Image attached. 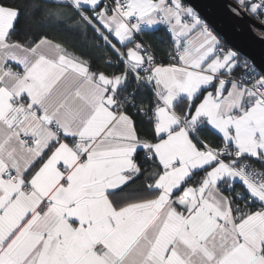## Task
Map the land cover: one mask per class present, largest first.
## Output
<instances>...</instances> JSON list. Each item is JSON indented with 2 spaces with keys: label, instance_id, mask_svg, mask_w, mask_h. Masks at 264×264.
I'll return each instance as SVG.
<instances>
[{
  "label": "snow or ice",
  "instance_id": "obj_1",
  "mask_svg": "<svg viewBox=\"0 0 264 264\" xmlns=\"http://www.w3.org/2000/svg\"><path fill=\"white\" fill-rule=\"evenodd\" d=\"M0 264H264V62L185 0H0Z\"/></svg>",
  "mask_w": 264,
  "mask_h": 264
},
{
  "label": "water",
  "instance_id": "obj_2",
  "mask_svg": "<svg viewBox=\"0 0 264 264\" xmlns=\"http://www.w3.org/2000/svg\"><path fill=\"white\" fill-rule=\"evenodd\" d=\"M191 4L220 36L228 47L252 57L257 63L264 62V40L248 27L246 20L237 19L228 10L232 0H185Z\"/></svg>",
  "mask_w": 264,
  "mask_h": 264
},
{
  "label": "trees",
  "instance_id": "obj_3",
  "mask_svg": "<svg viewBox=\"0 0 264 264\" xmlns=\"http://www.w3.org/2000/svg\"><path fill=\"white\" fill-rule=\"evenodd\" d=\"M157 34H159V33H157ZM218 37H220V36H218ZM221 38V37H220ZM222 39V38H221ZM222 41H223V44H224V46L226 47V48H228V45L224 42V40L222 39ZM97 65L94 63V65H93V67H96ZM104 70H106V71H111V69H104ZM214 142L216 143V144H218L219 143V138H214Z\"/></svg>",
  "mask_w": 264,
  "mask_h": 264
},
{
  "label": "crops",
  "instance_id": "obj_4",
  "mask_svg": "<svg viewBox=\"0 0 264 264\" xmlns=\"http://www.w3.org/2000/svg\"><path fill=\"white\" fill-rule=\"evenodd\" d=\"M216 34V33H215ZM15 67V66H14Z\"/></svg>",
  "mask_w": 264,
  "mask_h": 264
}]
</instances>
